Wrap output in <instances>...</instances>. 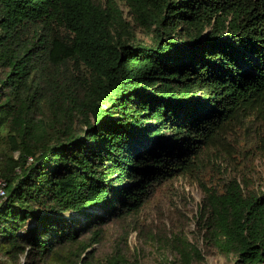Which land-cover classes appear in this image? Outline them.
<instances>
[{
	"label": "trees",
	"instance_id": "16d2710c",
	"mask_svg": "<svg viewBox=\"0 0 264 264\" xmlns=\"http://www.w3.org/2000/svg\"><path fill=\"white\" fill-rule=\"evenodd\" d=\"M120 1L0 0V264H135L160 190L219 169L244 124L264 154V0ZM236 173L200 183L197 224L264 264V190Z\"/></svg>",
	"mask_w": 264,
	"mask_h": 264
},
{
	"label": "rangeland",
	"instance_id": "374dc122",
	"mask_svg": "<svg viewBox=\"0 0 264 264\" xmlns=\"http://www.w3.org/2000/svg\"><path fill=\"white\" fill-rule=\"evenodd\" d=\"M114 1L126 14L121 1ZM257 137L256 128L244 124L233 134L235 150L225 146L213 152L212 157H221L216 163L219 169L206 167L200 175V182L181 179L156 194L139 217L140 231H132L127 237L135 264H233L232 260L218 256L204 243L203 232L197 224L203 199L200 183L215 184L229 177H240L239 172L236 173L239 169L252 177L263 191L264 154L253 149ZM179 237L196 246L197 253L186 262L176 252L182 242ZM23 262L22 259L21 264Z\"/></svg>",
	"mask_w": 264,
	"mask_h": 264
},
{
	"label": "built area",
	"instance_id": "2783aa9c",
	"mask_svg": "<svg viewBox=\"0 0 264 264\" xmlns=\"http://www.w3.org/2000/svg\"><path fill=\"white\" fill-rule=\"evenodd\" d=\"M7 199L6 184L3 180H0V208L3 206Z\"/></svg>",
	"mask_w": 264,
	"mask_h": 264
}]
</instances>
